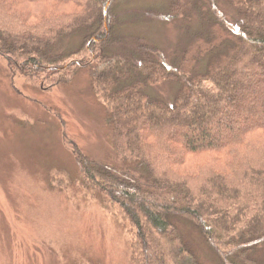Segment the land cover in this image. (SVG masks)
Masks as SVG:
<instances>
[{"label": "trees", "instance_id": "trees-1", "mask_svg": "<svg viewBox=\"0 0 264 264\" xmlns=\"http://www.w3.org/2000/svg\"><path fill=\"white\" fill-rule=\"evenodd\" d=\"M130 1L0 0V59L45 91L80 67L101 68L91 88L107 111L113 159L68 144L90 195L132 228L134 264H201L178 219L222 264H264V0H225L233 22L209 0L194 29L189 0L122 12ZM132 9L187 20L184 47L168 54L125 30ZM167 81L174 97L155 96Z\"/></svg>", "mask_w": 264, "mask_h": 264}, {"label": "rangeland", "instance_id": "rangeland-1", "mask_svg": "<svg viewBox=\"0 0 264 264\" xmlns=\"http://www.w3.org/2000/svg\"><path fill=\"white\" fill-rule=\"evenodd\" d=\"M189 1L188 25L194 29L198 13L210 7L209 0H200V9L198 0ZM217 1L233 22L234 8ZM163 2L133 0L121 11L138 5L146 11ZM129 12L125 30L131 28L132 34L168 54L184 47L187 20L137 18L135 9ZM100 70L80 67L71 82L45 91L24 77L12 76L0 59V264H134L132 228L98 192L90 195L68 144L74 142L98 162L110 164L113 159L107 111L91 88ZM168 82L176 83L165 82V90L153 88L158 90L155 96L174 97L175 84ZM179 220L180 232L200 263L222 264L198 229Z\"/></svg>", "mask_w": 264, "mask_h": 264}]
</instances>
